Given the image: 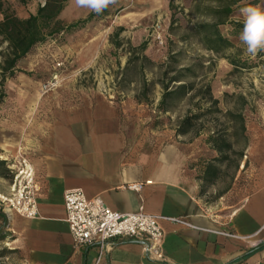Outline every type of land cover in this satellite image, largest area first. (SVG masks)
Listing matches in <instances>:
<instances>
[{"label":"crops","instance_id":"crops-1","mask_svg":"<svg viewBox=\"0 0 264 264\" xmlns=\"http://www.w3.org/2000/svg\"><path fill=\"white\" fill-rule=\"evenodd\" d=\"M5 1L19 9L18 0ZM32 3L29 12L15 15L36 14L39 6ZM92 12L96 11L67 0L58 17L73 23ZM81 47L76 45V50ZM31 92L21 89L20 95L32 96L31 104L20 100L16 105L21 119L0 120V193L10 192L8 162L19 151L25 152L40 187L39 216L7 215L0 206V264L96 263L99 248L76 246L69 231L63 195L73 189L84 190L89 198L100 197L117 212L143 207L161 217L163 259L151 257L143 241L116 239L100 264H264V139L250 148L240 164L239 172L248 175L239 191L230 189L210 198L201 178L206 167L199 149L180 138L165 140L129 124L118 106L104 96L62 105ZM28 111L31 120L25 121ZM146 181L140 192L125 188L128 183ZM167 217H186L200 229Z\"/></svg>","mask_w":264,"mask_h":264},{"label":"rangeland","instance_id":"rangeland-1","mask_svg":"<svg viewBox=\"0 0 264 264\" xmlns=\"http://www.w3.org/2000/svg\"><path fill=\"white\" fill-rule=\"evenodd\" d=\"M31 1L36 8L41 2L18 0V9L0 0V19L5 12H29ZM253 2L261 0H126L109 5L103 8L105 15L73 38L68 35L60 42L39 45L18 63L15 75L0 85L4 94L0 120L14 123L16 116L22 118L16 105L22 100L31 104L32 96L20 95L21 89L62 105L104 96L118 106L129 124L165 140L180 138L199 149L203 167L219 169L213 183H205L208 197L239 191L248 175L239 172L240 164L250 148L264 139V52L247 54L240 39L244 28L240 9ZM227 6L232 9L229 15L222 12ZM213 25L231 42L219 52L208 48ZM76 45L82 47L76 50ZM6 48L0 38V63ZM232 59L245 68L234 66ZM55 75L57 86L45 91L44 84ZM175 75L193 89L167 98L160 106L164 86L175 87L170 83ZM208 84L217 104L206 94ZM30 116L24 112L23 118L31 120ZM186 117H192V125L188 132L179 133ZM214 134L231 149L222 154L209 150L208 137Z\"/></svg>","mask_w":264,"mask_h":264},{"label":"built area","instance_id":"built-area-1","mask_svg":"<svg viewBox=\"0 0 264 264\" xmlns=\"http://www.w3.org/2000/svg\"><path fill=\"white\" fill-rule=\"evenodd\" d=\"M46 0H41L44 6ZM58 76L44 84L45 91L54 89L58 84ZM12 176L10 192L0 193L1 209L7 214L13 213L33 219L39 216L37 196L40 187L35 168L25 152L19 151L8 162ZM144 183H128L125 188L140 192ZM66 221L74 244L78 247L96 245L99 257L95 264H100L101 257L107 247L116 239H135L145 243V249L151 257L163 259L161 243L164 231L159 216L147 213L143 207L138 211L121 213L110 209L100 197L89 198L84 190L73 189L63 195ZM173 223L187 228L200 229L186 217H167ZM227 237L246 239L227 231H215Z\"/></svg>","mask_w":264,"mask_h":264},{"label":"trees","instance_id":"trees-1","mask_svg":"<svg viewBox=\"0 0 264 264\" xmlns=\"http://www.w3.org/2000/svg\"><path fill=\"white\" fill-rule=\"evenodd\" d=\"M67 0H46L44 6L39 5L36 14H30L27 18H20L15 14L8 12L3 13V19L0 20V38L7 43L5 59L0 63L1 80L0 85H4L7 78L13 77L17 69L18 63L26 58L39 45L48 42H60L66 36L74 34L84 29L95 18L106 14V10L90 13L86 18L79 19L73 23H66L59 19V14L65 6ZM248 3L249 4H254ZM245 5V6H247ZM1 11V5H0ZM222 12L226 15L232 13L230 6L224 7ZM205 27H209L205 25ZM213 38L207 39L208 48L215 52L221 51L223 48L231 45V42L225 38L217 28V25L212 26ZM244 27V25H243ZM122 30V28L120 29ZM234 66L245 68V64H238L235 59L230 61ZM186 70H190L187 68ZM175 87L169 90V85L164 86L163 98L160 106H163L166 99L177 94H188L193 88L192 84L183 83L179 75H175L170 80ZM206 94L212 100L213 104H217L218 100L213 99L211 93V86H206ZM4 94H0V102ZM167 111V109H165ZM183 127L180 128L179 133H186L192 125V117H186L183 121ZM208 143L219 153L222 154L224 150H230L231 145L225 143L218 135H210ZM217 158H224L223 156ZM210 169V170H208ZM209 171V173H208ZM219 169L214 166L206 167L205 174L202 176L206 184L213 183L218 176Z\"/></svg>","mask_w":264,"mask_h":264},{"label":"clouds","instance_id":"clouds-1","mask_svg":"<svg viewBox=\"0 0 264 264\" xmlns=\"http://www.w3.org/2000/svg\"><path fill=\"white\" fill-rule=\"evenodd\" d=\"M80 6L91 7L100 12L118 0H76ZM244 17V28L240 34L242 43L246 46L247 54L256 56L264 52V0L257 4H249L240 9Z\"/></svg>","mask_w":264,"mask_h":264}]
</instances>
